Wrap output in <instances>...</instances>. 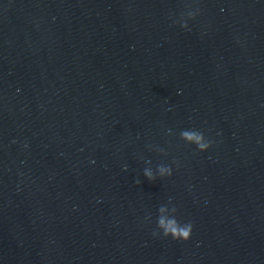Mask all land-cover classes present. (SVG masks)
I'll list each match as a JSON object with an SVG mask.
<instances>
[{
    "label": "water",
    "instance_id": "95a60500",
    "mask_svg": "<svg viewBox=\"0 0 264 264\" xmlns=\"http://www.w3.org/2000/svg\"><path fill=\"white\" fill-rule=\"evenodd\" d=\"M0 264H264V0H29L0 36Z\"/></svg>",
    "mask_w": 264,
    "mask_h": 264
},
{
    "label": "clouds",
    "instance_id": "9594fccd",
    "mask_svg": "<svg viewBox=\"0 0 264 264\" xmlns=\"http://www.w3.org/2000/svg\"><path fill=\"white\" fill-rule=\"evenodd\" d=\"M182 135L188 140H195L202 151H205L210 147V142L209 143L201 142L203 140L202 134H193V133L185 132ZM146 175H150V173L146 172ZM159 225L164 229L165 237L171 236L173 239H177V240L183 239L186 241L191 236L192 225L190 223L181 227L177 224V221L175 219L168 220L166 222L163 218H161L159 220Z\"/></svg>",
    "mask_w": 264,
    "mask_h": 264
}]
</instances>
